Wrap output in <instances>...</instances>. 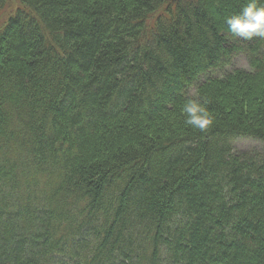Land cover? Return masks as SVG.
<instances>
[{
    "label": "trees",
    "instance_id": "obj_1",
    "mask_svg": "<svg viewBox=\"0 0 264 264\" xmlns=\"http://www.w3.org/2000/svg\"><path fill=\"white\" fill-rule=\"evenodd\" d=\"M246 3L18 0L0 21V264H264V154L233 142L264 141V38L224 23ZM239 54L251 68L226 70ZM195 95L203 133L180 114Z\"/></svg>",
    "mask_w": 264,
    "mask_h": 264
},
{
    "label": "clouds",
    "instance_id": "obj_2",
    "mask_svg": "<svg viewBox=\"0 0 264 264\" xmlns=\"http://www.w3.org/2000/svg\"><path fill=\"white\" fill-rule=\"evenodd\" d=\"M228 32L241 40L264 38V0H247L238 13L225 17ZM208 100L195 95L180 106L184 124L194 131L206 132L214 124L207 108Z\"/></svg>",
    "mask_w": 264,
    "mask_h": 264
},
{
    "label": "rangeland",
    "instance_id": "obj_3",
    "mask_svg": "<svg viewBox=\"0 0 264 264\" xmlns=\"http://www.w3.org/2000/svg\"><path fill=\"white\" fill-rule=\"evenodd\" d=\"M17 5L18 0H10L7 8L4 9L5 11L0 14V21L7 15L9 11L17 7ZM233 68H245L249 70L251 67L246 56L244 54H239L235 57L233 65L228 67L226 70H231ZM223 73V71H216L214 74L221 75ZM190 92L194 93V90H191ZM233 142L235 148L239 151L255 150L264 154V141L253 139L250 137H237Z\"/></svg>",
    "mask_w": 264,
    "mask_h": 264
}]
</instances>
